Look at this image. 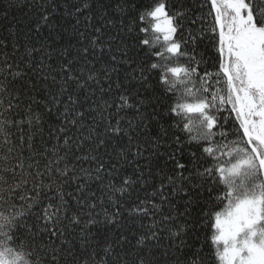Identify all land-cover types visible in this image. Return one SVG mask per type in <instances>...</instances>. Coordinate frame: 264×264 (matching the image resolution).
Listing matches in <instances>:
<instances>
[{
	"label": "snow or ice",
	"instance_id": "snow-or-ice-1",
	"mask_svg": "<svg viewBox=\"0 0 264 264\" xmlns=\"http://www.w3.org/2000/svg\"><path fill=\"white\" fill-rule=\"evenodd\" d=\"M0 264H264V0H0Z\"/></svg>",
	"mask_w": 264,
	"mask_h": 264
},
{
	"label": "trees",
	"instance_id": "trees-1",
	"mask_svg": "<svg viewBox=\"0 0 264 264\" xmlns=\"http://www.w3.org/2000/svg\"><path fill=\"white\" fill-rule=\"evenodd\" d=\"M192 135H195V131H193ZM126 171L130 173V172H131V169L129 168V169H127ZM222 187H223V186H222ZM141 195H143V193H141ZM225 203H227V201H225ZM217 210H219V209H217Z\"/></svg>",
	"mask_w": 264,
	"mask_h": 264
}]
</instances>
